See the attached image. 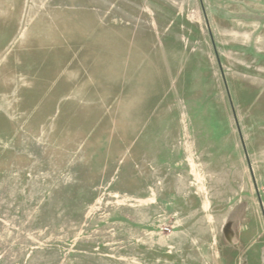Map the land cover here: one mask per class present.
<instances>
[{
  "label": "rangeland",
  "instance_id": "1",
  "mask_svg": "<svg viewBox=\"0 0 264 264\" xmlns=\"http://www.w3.org/2000/svg\"><path fill=\"white\" fill-rule=\"evenodd\" d=\"M0 264H264V0H0Z\"/></svg>",
  "mask_w": 264,
  "mask_h": 264
}]
</instances>
